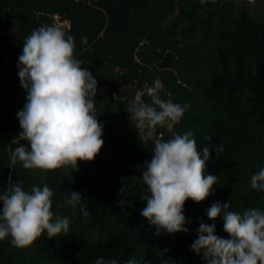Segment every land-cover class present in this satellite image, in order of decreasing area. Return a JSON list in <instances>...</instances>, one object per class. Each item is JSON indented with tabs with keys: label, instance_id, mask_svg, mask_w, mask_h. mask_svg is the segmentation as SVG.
<instances>
[{
	"label": "trees",
	"instance_id": "trees-1",
	"mask_svg": "<svg viewBox=\"0 0 264 264\" xmlns=\"http://www.w3.org/2000/svg\"><path fill=\"white\" fill-rule=\"evenodd\" d=\"M251 1L0 0V195L10 183L22 181L25 191L47 185L54 216L71 221L67 234H45L27 248L13 246L11 237L0 241V264H95L100 257L117 264H205L191 245L199 222L213 223L206 211L213 203L229 202L241 214L264 210V192L250 183L264 167V0ZM54 24L74 36L75 55L98 84L94 114L104 126V146L94 161H79V170L11 163L12 141L22 131L17 113L27 102L18 76L23 40ZM156 78L163 99L190 104L173 131H194L201 155L204 146L212 149L206 172L218 176L205 201L185 203L188 233L157 236L141 215L147 191L141 168L154 145L139 141L127 108ZM155 134L172 137L159 126ZM219 144L224 151L217 158ZM71 190L91 213L86 221L79 205L64 203ZM214 223L216 235L231 239L222 218Z\"/></svg>",
	"mask_w": 264,
	"mask_h": 264
},
{
	"label": "clouds",
	"instance_id": "clouds-1",
	"mask_svg": "<svg viewBox=\"0 0 264 264\" xmlns=\"http://www.w3.org/2000/svg\"><path fill=\"white\" fill-rule=\"evenodd\" d=\"M83 45L88 39L81 36ZM76 42L61 26H41L23 40L19 56L21 86L27 92V102L17 113L22 131L12 141L16 147L11 163L20 162L25 169L55 171L67 165L78 169V162H92L104 146V126L95 113L97 80L86 70L84 61L75 55ZM87 48L81 49V55ZM164 86L159 78L144 85L128 102L132 126L140 142H152V159L141 168L142 182L147 186L141 211L156 229V235L188 233L191 223L185 215V203L205 201L213 194L218 176L206 172L212 149L203 147L201 155L196 133H175L190 104H179L161 97ZM149 101L143 99L144 96ZM166 128L172 137L157 136V127ZM20 141L27 142L25 144ZM217 158L224 151L222 144L213 146ZM251 188L264 192V167L251 177ZM23 182L10 183L0 195V241L11 237L10 243L19 248L33 245L40 237L50 239L70 230L67 216H54L53 190L44 185L25 191ZM125 192L121 189V195ZM76 191L64 197V203L86 219L90 212L83 206ZM229 202L213 203L206 211L212 224L201 220L198 238L192 250L202 255L205 264H264V210L248 209L243 214L230 210ZM222 218L223 228L231 239L216 235L215 221ZM95 264H117L115 259L98 258ZM126 264H136L135 259Z\"/></svg>",
	"mask_w": 264,
	"mask_h": 264
},
{
	"label": "rangeland",
	"instance_id": "rangeland-1",
	"mask_svg": "<svg viewBox=\"0 0 264 264\" xmlns=\"http://www.w3.org/2000/svg\"><path fill=\"white\" fill-rule=\"evenodd\" d=\"M251 2H252L253 4H255V3L257 4L258 2H263V0H252Z\"/></svg>",
	"mask_w": 264,
	"mask_h": 264
}]
</instances>
